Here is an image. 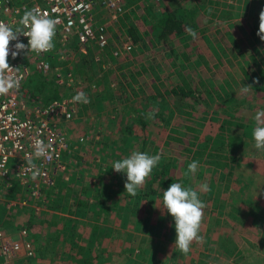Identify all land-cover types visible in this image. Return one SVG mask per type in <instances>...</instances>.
<instances>
[{
    "label": "rangeland",
    "instance_id": "374dc122",
    "mask_svg": "<svg viewBox=\"0 0 264 264\" xmlns=\"http://www.w3.org/2000/svg\"><path fill=\"white\" fill-rule=\"evenodd\" d=\"M141 2L125 0V12L102 15L103 45L54 43L53 66L69 72L64 93H53L46 87L51 77L30 65L24 81L27 103L63 97L73 110L57 125L67 144L62 167L52 164V182L26 184L12 178L9 186L0 184V236L15 238L25 228L34 250L29 258L20 254L6 262L0 255V264H264V150L254 147L256 126L250 124L241 135L226 132L218 148L203 146L195 153L199 144L190 151L177 141L178 147L169 146L158 123L170 119V112L181 113L203 139L211 136L209 120L229 118L225 113L231 107L264 111V40L254 37L247 14L195 37L184 36L172 45L173 53L166 54L170 48L162 52L165 63L155 67L163 70L165 84L177 81L186 94L179 110L170 111V100L159 99L165 109L157 112L143 103L138 75L132 92L128 85L140 52L129 42L127 27L140 22ZM77 92H84L90 103H74ZM131 99L147 111H136ZM138 117L146 123L147 136L155 135L154 155L170 156L169 164L179 174L198 162L196 173L188 177L205 199L203 240L193 242L187 255L174 246V219L163 210V198L142 194L145 183L130 196L126 173L112 169L113 162L138 152L129 139ZM78 198L84 204L76 203Z\"/></svg>",
    "mask_w": 264,
    "mask_h": 264
},
{
    "label": "built area",
    "instance_id": "2783aa9c",
    "mask_svg": "<svg viewBox=\"0 0 264 264\" xmlns=\"http://www.w3.org/2000/svg\"><path fill=\"white\" fill-rule=\"evenodd\" d=\"M37 9L56 21L54 43L66 41L79 44L106 42L105 20L102 15L121 14L126 11L125 0H0V21L15 29L25 10ZM102 11L103 12L102 14ZM17 42L27 45L28 38L19 35L17 41H11L8 63L19 80V87L0 95V184L9 186L11 179L30 184L32 173L28 171L26 160L34 151V141L42 140L51 145V156L47 159H34L39 169V183L52 182V164L62 167V151L67 141L58 128L61 119L72 114L73 104L63 97L54 98L47 104L27 103L24 81L30 72V65L37 72L49 75L58 86L69 87V72L51 64L52 50L37 55L27 50L13 59L11 52L16 51ZM129 45H127L128 47ZM20 254L31 257L34 254L31 241L27 238V229H20L15 238L0 236V255L3 262L12 261Z\"/></svg>",
    "mask_w": 264,
    "mask_h": 264
},
{
    "label": "trees",
    "instance_id": "16d2710c",
    "mask_svg": "<svg viewBox=\"0 0 264 264\" xmlns=\"http://www.w3.org/2000/svg\"><path fill=\"white\" fill-rule=\"evenodd\" d=\"M179 1L142 0L143 12L140 16V22L127 27L129 42L134 43L140 52L138 55L139 63L134 66V70L129 72V90L131 92L134 90L133 83L137 80L136 75H138L141 82L137 88L141 92V98L144 99L143 103L148 104L157 112L165 109L162 102L167 100H170L167 105L170 111L179 110L184 97L183 94H186L182 84L177 81L165 84L162 81L163 70H156L155 65L160 67L161 64L165 63L162 52L170 48V52H166V54L173 53L172 45L181 42L184 36H191L189 30L196 34L202 33L221 22L231 20L238 14H247L252 19L254 37L260 38L257 33L259 32V15L264 10V0H187L186 5ZM159 49L162 51L159 52ZM157 53L160 56L159 59ZM52 55L54 57L53 51ZM53 57L51 58L52 65L54 63ZM46 87L50 88L53 93L60 94L63 91V87L55 84L53 80L47 81ZM190 99L195 101L191 95ZM130 103L136 108V111H147V107H144L139 100L131 99ZM230 110L231 112L225 113L229 118L223 116L212 118L214 120L212 124L209 120L208 132L211 133V136L203 137L207 142H203V139L192 131L193 128L185 122V117L181 113L171 115L170 112V119L158 122L161 125L159 128L162 133L166 132L168 137L166 141L169 146L176 145L178 147L175 142L177 141L181 142L179 146L181 149L190 151L192 147L199 144L200 147L195 150V153H200L198 149L203 146L212 149L218 148L219 140L226 132L230 133V136H236L234 133L237 135L245 134L246 128L250 124L256 126L255 112L247 108L235 107H231ZM137 121L139 126H133L129 139L131 142L137 143L138 152L154 155L153 140L155 135L147 136L148 130L145 132L146 123L139 117ZM156 125L153 128H156ZM168 151H170L169 147ZM170 159V156L161 155V160L146 179L145 189L143 188L141 193L163 198V191L167 190L171 183H181L184 187H192L197 190L199 195L200 188L198 185H192L189 175H186L187 171L183 175L179 174L178 169L169 164ZM199 198L204 203L205 199ZM76 203L84 204L79 198Z\"/></svg>",
    "mask_w": 264,
    "mask_h": 264
},
{
    "label": "clouds",
    "instance_id": "9594fccd",
    "mask_svg": "<svg viewBox=\"0 0 264 264\" xmlns=\"http://www.w3.org/2000/svg\"><path fill=\"white\" fill-rule=\"evenodd\" d=\"M189 34L196 36L194 31L189 30ZM23 35L28 38V43L17 42L16 51H12L14 58L25 50L34 52L37 55L53 50L54 38L56 35V21L47 14L37 9L25 10L19 20V26L13 27L0 21V95L6 94L9 90L19 87V80L14 75L13 69L8 63L9 47L11 41H17L18 36ZM261 40H264V10L259 15V32ZM251 88L245 86V91ZM72 101L88 104L90 99L84 92H77L72 97ZM151 115V114H150ZM256 127L252 132L254 147L257 150H264V111H258L255 115ZM51 145H46L42 140L34 141V151L31 157L26 160L28 171H31L32 178L36 179L40 174L39 169L33 163L34 159L50 158ZM161 160V155H150L148 153L133 151L130 156L113 162V167L117 173H126L124 184L126 192L135 197L146 179L151 175L153 169ZM198 169V162L193 161L187 166L186 175L195 174ZM202 188L207 190V186ZM163 210H166L174 219L175 242L174 246L187 255L193 242H202L200 229L204 218L205 203L201 201L198 191L192 187H184L181 183H171L167 190L163 191Z\"/></svg>",
    "mask_w": 264,
    "mask_h": 264
},
{
    "label": "crops",
    "instance_id": "0c3cea01",
    "mask_svg": "<svg viewBox=\"0 0 264 264\" xmlns=\"http://www.w3.org/2000/svg\"><path fill=\"white\" fill-rule=\"evenodd\" d=\"M14 260H16V259H14Z\"/></svg>",
    "mask_w": 264,
    "mask_h": 264
}]
</instances>
